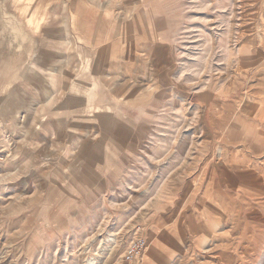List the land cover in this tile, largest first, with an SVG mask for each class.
I'll use <instances>...</instances> for the list:
<instances>
[{
  "label": "rangeland",
  "instance_id": "obj_1",
  "mask_svg": "<svg viewBox=\"0 0 264 264\" xmlns=\"http://www.w3.org/2000/svg\"><path fill=\"white\" fill-rule=\"evenodd\" d=\"M0 24V264H264V0H0Z\"/></svg>",
  "mask_w": 264,
  "mask_h": 264
},
{
  "label": "bare ground",
  "instance_id": "obj_2",
  "mask_svg": "<svg viewBox=\"0 0 264 264\" xmlns=\"http://www.w3.org/2000/svg\"><path fill=\"white\" fill-rule=\"evenodd\" d=\"M4 18H6L5 16H4ZM15 22V21H14ZM1 25V24H0ZM20 34V31L17 29H13V30H11V33H10V31L8 32V31H6V35H8V36H18ZM50 41V40H49ZM234 46V45H233ZM23 47V46H22ZM18 48V47H17ZM47 48V47H46ZM19 49V48H18ZM49 49V48H48ZM53 50V49H52ZM37 51V50H36ZM35 51V52H36ZM16 52V51H15ZM219 76V75H218ZM206 85V84H205ZM205 88V87H204ZM233 89V87L231 88V89H228V91H231ZM259 103H263L262 104V106L259 108V110L257 111V112H255V114L259 117V119L260 120H264V100H260L259 101ZM258 109V108H257ZM255 114H254V125H255ZM235 117L236 118H238V119H240L241 117H242V114H240L239 112H236L235 113ZM242 125H243V127H245V126H248L246 123H245V121L244 122H242L241 123ZM235 125V124H234ZM212 126L214 127V125L212 124ZM236 126H240V124H237V125H235V127ZM231 130H232V128L229 130V132H231ZM244 130L245 129H239L238 128V130H237V133H238V135H239V138H238V140H236L234 143H241V144H243L244 145V147L245 148H249V149H252V147H253V145H252V143H253V140H255V138H251V135H252V137H258L261 141H263V139H264V130L263 131H261V132H259L258 131V133H255V132H250V134L251 135H247V137L248 138H246V139H244V137H245V133H244V135H243V132H244ZM250 131V130H249ZM214 132L216 133V131H215V127H214ZM248 132V131H247ZM246 132V133H247ZM240 134H242V136H240ZM227 137H219V136H217L216 137V141H221V142H223V143H227V140H229V138H230V133L228 134L227 133ZM229 141H231V140H229ZM232 145V144H231ZM249 145V146H248ZM251 147V148H250ZM204 151V150H203ZM233 154V153H232ZM245 159V158H244ZM234 171H240V172H236V175L234 176L235 178H231L229 175H228V173H229V170H227V171H224V173H225V183H227V184H229V186H234V185H236V186H238V184L240 183V182H243V180H244V182L245 181H247L248 183H249V181L251 182V180H249V179H246V178H244L243 177V171L241 172V170H239V167H237V168H234L233 169ZM4 172V171H3ZM231 174V173H230ZM206 177V176H205ZM221 177V176H220ZM247 177V176H246ZM246 179V180H245ZM246 182V183H247ZM210 183V182H209ZM208 185V184H207ZM210 186V185H209ZM191 189V188H190ZM208 190H206V192H207ZM194 194V193H193ZM198 195V194H197ZM195 198V197H194ZM228 200H229V198H227ZM228 202V201H227ZM224 208V207H223ZM235 208H238V205L235 207ZM239 209H242L241 208V206L239 207ZM206 210H204V212H205ZM235 211H237V209L235 210ZM245 211V215H243L242 217H236V218H231L229 215H227L226 214V216H224L223 218H220V217H215V216H213L212 214H211V212L210 211H206L205 213H208V216L207 215H205V213L203 214V217L201 218V220H203V225L200 227V229L201 230H203L204 232H207V233H209V231H210V237L212 238V232H213V227H217V226H219V225H221V226H223L224 227V225H226L227 223H231L232 225H230V227L231 226H233L234 224L236 225V226H241L242 227V230H241V240L243 239V236H245V237H247V239H249L250 241H251V239H253V237H252V235L254 234V231H255V215H252V213L251 214H249V213H247V210H244ZM199 216V215H198ZM191 217H192V215H191ZM196 217V216H195ZM193 219V218H192ZM197 220V219H196ZM192 221V220H191ZM195 221V220H194ZM179 226H180V223H179ZM240 227V228H241ZM196 228V227H195ZM225 228V227H224ZM196 231H197V229H196ZM239 231V230H238ZM226 232V231H225ZM197 233H198V231H197ZM196 233V234H197ZM240 233V232H239ZM204 233L202 232V235H203ZM227 234V233H226ZM234 234H236V233H234ZM228 238H229V236H227ZM224 238H226V236L224 237ZM234 238V237H233ZM233 238H230V241H231V239H233ZM198 239V238H197ZM227 239V238H226ZM204 240V239H203ZM253 241V240H252ZM237 242V241H236ZM246 242H249L248 240L246 241ZM201 243V242H200ZM235 244V243H234ZM224 244H222L221 245V248L224 250ZM235 248V247H234ZM219 254H221L223 257L225 256V254L222 252V253H219ZM226 257H227V255H226Z\"/></svg>",
  "mask_w": 264,
  "mask_h": 264
},
{
  "label": "built area",
  "instance_id": "obj_3",
  "mask_svg": "<svg viewBox=\"0 0 264 264\" xmlns=\"http://www.w3.org/2000/svg\"><path fill=\"white\" fill-rule=\"evenodd\" d=\"M137 248L138 247L132 246L131 249L128 250V253L130 252V254H133V252H134L135 254H137L139 252Z\"/></svg>",
  "mask_w": 264,
  "mask_h": 264
}]
</instances>
